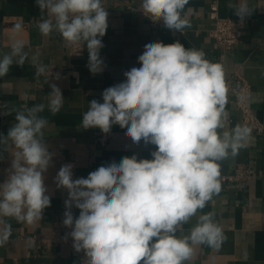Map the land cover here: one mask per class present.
<instances>
[{
  "label": "clouds",
  "instance_id": "obj_1",
  "mask_svg": "<svg viewBox=\"0 0 264 264\" xmlns=\"http://www.w3.org/2000/svg\"><path fill=\"white\" fill-rule=\"evenodd\" d=\"M35 2L42 17L35 27L41 36L58 33L66 44L79 46L77 53L86 47L90 73H102L100 53L109 15L104 0ZM188 3L141 0L140 8L153 22L184 34L191 27ZM226 7L241 22L255 9L252 0H227ZM25 48L16 40L9 53H0V78L14 63L23 66L29 59ZM137 60L140 67L125 71L122 82L103 90L102 102L89 101L80 127L108 134L118 125L133 144L155 146L151 159L124 156L76 179L69 163L54 178L56 187L67 192L62 222L71 229L67 236L74 250L84 253V264H185L194 246L218 247L222 228L213 212L202 210L221 190L220 162L236 156L252 139L250 126L228 124L224 70L202 49L186 48L179 41L149 42ZM31 64L36 77L50 68L40 61L39 51ZM50 88L46 104L16 110L7 135L0 134V145L11 157L0 183V247L12 235L10 219L35 225L51 206L44 174L54 154L45 142L49 120L41 113L47 109L58 114L64 97L57 84ZM193 217L196 223L189 234L178 236Z\"/></svg>",
  "mask_w": 264,
  "mask_h": 264
},
{
  "label": "crops",
  "instance_id": "obj_2",
  "mask_svg": "<svg viewBox=\"0 0 264 264\" xmlns=\"http://www.w3.org/2000/svg\"><path fill=\"white\" fill-rule=\"evenodd\" d=\"M140 2L104 0L109 13L100 53L105 68L102 73L93 75L86 66V47L72 55L58 33L41 36L35 27L42 18L35 0H0V53H9L10 45L16 40L23 41L25 51L29 52L23 66L14 63L8 74L0 78V134L7 135L15 123L16 110L46 104L50 84H57L64 97V107L58 114L53 116L47 109L41 113L49 120L45 142L54 154L52 165L44 174L51 206L44 210L43 219L35 225L10 219L12 235L9 242L0 247V264H84V253H77L71 237L67 236L71 229L62 224L67 192L56 187L54 178L60 167L69 163L74 165L73 179H76L86 178L99 166L119 162L124 156L135 154L138 158L151 159L155 146L143 142L133 144L125 134L126 129L118 125L108 134L98 128L80 127L89 101L102 102L104 89L122 82L125 71L140 67L137 58L145 44L179 41L186 48L202 49L209 61L219 63L225 79L240 73L251 85L252 106L264 122V0H252L255 9L243 22L226 7L227 0H189L185 11L189 13L191 27L185 29L184 34L170 31L164 25L151 27L139 11ZM215 2L219 14L239 20L243 31V41L226 53L210 36L209 6ZM36 51L40 52V61L50 65L48 73L40 77L35 76L31 64V56ZM57 73L59 79H55ZM9 110L12 114L6 115ZM225 110L229 125H248L235 106L234 96L228 92ZM10 160V155L0 145V183L6 178ZM237 166L248 170L250 177L246 180L231 178ZM220 170L221 190L202 212L214 213L223 238L218 247L194 246L192 258L185 264H264V135L252 132L248 146L236 156L221 161ZM72 211L75 216L79 215L78 209ZM195 223L196 217H193L177 235H188ZM40 239L46 242H39ZM54 239L58 241L52 243Z\"/></svg>",
  "mask_w": 264,
  "mask_h": 264
},
{
  "label": "built area",
  "instance_id": "obj_3",
  "mask_svg": "<svg viewBox=\"0 0 264 264\" xmlns=\"http://www.w3.org/2000/svg\"><path fill=\"white\" fill-rule=\"evenodd\" d=\"M139 11L145 18H147L142 13L141 8ZM209 15L212 20L210 36L219 46V48H221L223 53L232 50L235 46L243 41V31L240 21L235 18L221 16L219 14V7L216 2L210 4ZM147 19L149 20L151 27L160 28L163 25L162 22H153L149 18ZM66 46L69 50V53L72 55L79 51L78 45L66 44ZM225 81L228 88V93L234 96L235 106L237 110L241 112V115L247 119L248 126L252 128V132L257 131L264 135V122L259 119L252 106V88L250 83L238 72L232 79H225ZM102 140L104 141L105 137H103ZM249 177L250 173L248 170L242 166H237L235 169V175L231 178L235 180H246ZM51 241L52 243H55L58 241V239ZM39 242H46V240L40 239Z\"/></svg>",
  "mask_w": 264,
  "mask_h": 264
}]
</instances>
